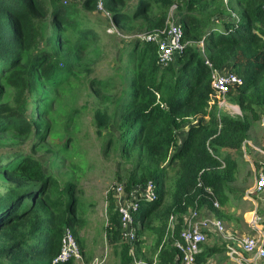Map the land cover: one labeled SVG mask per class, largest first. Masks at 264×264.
Segmentation results:
<instances>
[{"label":"trees","instance_id":"1","mask_svg":"<svg viewBox=\"0 0 264 264\" xmlns=\"http://www.w3.org/2000/svg\"><path fill=\"white\" fill-rule=\"evenodd\" d=\"M61 1L0 0V84L3 79L11 85L23 84L26 72L16 70L23 63L33 82L29 81L31 89L36 85L32 79L34 75L41 83L57 88L60 75L70 73L66 63L69 59L55 46V42H59L61 47L60 38L63 36L57 34L53 37L52 28L62 19L72 21L67 22L72 31L71 42L83 50L89 43L90 27H80L79 20L74 19L77 12L73 5ZM97 1H101L103 9L115 22L139 17L159 2L163 7L176 4L183 39L201 38L204 44V54L187 44L165 67L157 61V46L153 42L146 41L144 46H138L136 41L132 47V58L139 60L140 69L135 70L136 77L130 79V89L126 92L128 99L124 97L119 102L121 120L117 128L120 134L116 140L128 159L130 152L140 144L135 156L139 158L141 173L136 177L137 167H132L129 184L124 189L128 191L136 184L151 181L156 193L152 200H139L137 208L132 211L136 236L135 223L139 220L141 224L161 204L166 174L161 165L167 160H178L182 166L166 213L175 214L177 221L182 222L186 209L205 204L221 217L222 210L213 206L212 198L220 207L228 206L226 185L236 167L235 159L221 147H241L250 138L260 114H264V0H137L130 9H124L130 0H81V3L90 7ZM235 7H238L237 18L226 19L225 15ZM147 53H150L147 64L141 67ZM205 60H209L213 68L226 67L241 78L227 96L233 95L232 100L239 105L242 114L235 116L223 112L214 104L210 123L205 124L200 119L196 125H188L185 135L181 136L179 133L186 114L203 115L209 107L211 69ZM90 83L93 85L94 81ZM2 93L0 87V99ZM0 114H5L9 120L7 129L23 119V115L14 110H0ZM172 147L177 148L171 153ZM260 147L264 150L262 142ZM140 159L144 162L141 163ZM222 161L225 164L223 169L219 167ZM12 167L9 171L2 167L0 170L22 173L31 182L25 189L0 196V264H71L70 258L61 261L57 257L67 229L75 232L76 217L72 215L75 186L66 183L60 188L57 179L46 175L40 163L30 157L24 160V164L23 161L13 162ZM62 191L64 200L57 195ZM44 195L46 197L42 199ZM35 196L42 199L41 203L45 200L54 208L56 220L41 218L44 206L35 209ZM113 206L112 198L107 227L110 234L116 233L115 227L121 230L120 215ZM175 232L174 238H177L178 230ZM172 247L173 253L167 256L162 253L163 258L166 257L165 264H176L177 261L179 264L178 250L174 245ZM216 250L221 251L214 248L203 251L201 248L196 264H207V258Z\"/></svg>","mask_w":264,"mask_h":264},{"label":"rangeland","instance_id":"2","mask_svg":"<svg viewBox=\"0 0 264 264\" xmlns=\"http://www.w3.org/2000/svg\"><path fill=\"white\" fill-rule=\"evenodd\" d=\"M43 1L47 3V0ZM97 2L85 7L81 0L61 1L62 4L73 5V10L77 12L74 19L79 20L80 27L90 28L87 37L89 43L83 50L74 47L71 42L73 36L67 22L72 21L61 18L59 25L52 28L53 37L57 34L63 36L60 38L61 47L59 42H55V46L70 61H66L70 73L60 75L61 81L57 88L41 83L34 75L32 79L36 81V85L31 89L29 81L33 82L29 79V70L25 63L16 67V70L26 72L23 74L26 78L23 84L15 86L6 79L2 80L0 110L17 111L23 115V119L16 126L7 129L9 120L5 114H0V167L9 171L13 169V162L23 161L24 164V160L30 157L40 163L46 175L57 179L60 188L66 183L75 186L76 201L72 214L76 217L75 232L68 229L76 247L75 254L70 258L71 264H165L166 257L163 258L162 253L166 256L173 253L175 231L178 230L179 234L190 222L201 224L211 216L221 221V217L205 204L186 209L182 214V222L177 221L175 214L166 213V207L173 200L177 174L182 166L178 160H167L161 165L166 169L162 201L141 224L139 220L135 223L136 242L135 239L128 241L121 234L122 231H119V227H115V234L108 233L107 227L113 191L119 185L124 188L129 184L128 176L132 167H137L136 177L141 173L139 158L135 156L141 148L140 144L130 152L128 159L116 140L120 134V129L117 128L121 120L119 102L124 97L128 99L126 92L130 89V79L135 78L134 71L140 69L139 60H135L134 56L132 58V47L136 41L138 46H144L147 43L145 38L156 32H164L161 38L165 39L169 26L173 23L180 24L177 19V5L163 7L159 2L139 17L115 22L103 9L102 3L101 7H97ZM136 3L137 0H130L124 9H130ZM228 13L225 15L226 19L237 18L238 7L230 9ZM181 42L183 47L191 44L195 51L204 54L203 39L185 40L182 35ZM149 55L150 53L146 54L141 67L146 66ZM170 63L172 61L168 64ZM91 80L94 81L93 85ZM232 97V94L227 96L228 107L221 110L240 116V107ZM212 109V105L209 106L203 115L186 114L179 134L184 136L187 126L196 125L200 119L205 124L210 123ZM263 116L264 114H260V120L248 139L258 147L261 146L264 131ZM226 147L222 146L221 150L230 153L236 161V167L226 185L229 194L228 206L220 207L218 204L215 208H220L222 213H228L230 223L223 221L225 232L213 238H209L213 234L209 235L202 245L203 251L208 248L221 249L207 258V264L234 263L226 253L225 245H234L231 237H226L228 230H232L233 235L252 232L243 221L244 214L252 209L251 201L245 199L244 194L254 182L255 171L264 162V155L247 144H242L238 149ZM176 148L172 147L170 152H174ZM140 160L141 163L144 162ZM150 166L154 167L155 164ZM219 167L223 169L224 162ZM6 171L0 170V196L5 197L30 185L31 180L24 174ZM58 194L64 200V192ZM45 195L42 199L47 196ZM39 196L40 194L37 195ZM36 199V210L44 206L41 218L44 221L50 218L56 220L54 208L45 200L42 204V199ZM212 199V202L216 201ZM261 225L264 231V220ZM174 255L177 257L176 253Z\"/></svg>","mask_w":264,"mask_h":264},{"label":"built area","instance_id":"3","mask_svg":"<svg viewBox=\"0 0 264 264\" xmlns=\"http://www.w3.org/2000/svg\"><path fill=\"white\" fill-rule=\"evenodd\" d=\"M98 6L101 7L100 3ZM163 34L164 32H156L155 34L148 35L145 40L155 43L157 46V61L161 66H166L169 62L173 61L175 54L177 53L178 55L183 49V44L181 42L183 31L179 23H173L169 26L165 39L161 38ZM205 63L211 69L212 92L209 95L208 106L216 104L219 109H225L228 107L227 93L233 86L241 82V78L227 68H213L209 60H205ZM262 122L264 125V116ZM246 144L248 145L249 141L246 140L243 142V145ZM252 148L256 151H260L261 149L258 146H252ZM113 193L115 208L120 215L122 235L126 237L128 241H132L136 236L135 227L133 226L132 211L137 208V202L139 200L144 198L152 200L156 197L154 184L151 181H148L144 185L136 184L128 191L119 185ZM261 193H264V165L262 163L259 170L257 169L255 171L254 182L245 191L244 198L249 201H254L256 196ZM217 202V200L213 202V205L216 207H218L219 204ZM244 219L247 227L252 232L241 234L242 236L226 234V237H231L234 244L225 245L227 250L226 253L233 261L238 263L242 261L247 262V264L263 262L264 231L261 225L263 217L254 209L246 212L244 214ZM210 227H213L218 235H222L225 232L223 222L221 223V221L215 217H207L201 224L197 222L192 224L190 222L180 231L178 237L175 238L173 242L174 247L178 250L179 264H196V257L201 251V245L208 240V231ZM75 252V244L70 238L67 229L62 239V245L57 259L66 261L71 258Z\"/></svg>","mask_w":264,"mask_h":264},{"label":"crops","instance_id":"4","mask_svg":"<svg viewBox=\"0 0 264 264\" xmlns=\"http://www.w3.org/2000/svg\"><path fill=\"white\" fill-rule=\"evenodd\" d=\"M249 141V146L251 147L252 149V146H256V144L252 143L250 140H247ZM262 143L264 144V131H263V137H262ZM252 145V146H251ZM259 153L263 154L264 155V150L261 148L260 151H258ZM262 164L264 165V163L262 162ZM251 205H252V209L251 210H256V212L258 214H260L262 217H263V220H264V193L262 194H258L256 196V199H254V201H251ZM225 207V206H224ZM250 210V211H251ZM249 212V211H247ZM228 213H223L222 216H221V221L223 222H226L227 224H229L230 222L228 221V217H227ZM248 215V214H247ZM214 216H211V218H213ZM243 221H244V224L247 226V224L245 223V219L243 218ZM223 222V225H225V223ZM227 227V226H226ZM228 234H232V230H228L227 231ZM249 233V232H248ZM247 233V234H248ZM211 237L209 238H213L215 236H218V234H216V232L214 231V228L213 227H210L209 231H208V235H212ZM236 235V234H235ZM238 235V234H237ZM234 263L233 264H247V262L245 261H242L241 263H238V262H235L233 261ZM258 264H264V261L263 262H257ZM252 264V263H251ZM256 264V263H254Z\"/></svg>","mask_w":264,"mask_h":264},{"label":"clouds","instance_id":"5","mask_svg":"<svg viewBox=\"0 0 264 264\" xmlns=\"http://www.w3.org/2000/svg\"><path fill=\"white\" fill-rule=\"evenodd\" d=\"M100 3V5H101V2L100 1H98L97 2V4H99ZM102 6V5H101ZM97 7H99L98 5H97ZM250 211V210H249ZM132 218H133V215H132ZM250 233V232H249ZM208 237H209V235H208ZM175 239V238H174ZM174 239H173V242H174ZM203 245V244H202ZM202 245H201V248H202Z\"/></svg>","mask_w":264,"mask_h":264}]
</instances>
